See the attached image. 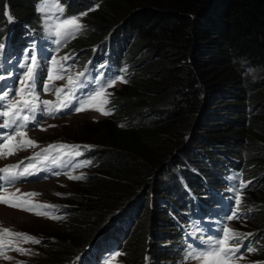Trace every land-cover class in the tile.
I'll list each match as a JSON object with an SVG mask.
<instances>
[{"label": "trees", "instance_id": "16d2710c", "mask_svg": "<svg viewBox=\"0 0 264 264\" xmlns=\"http://www.w3.org/2000/svg\"><path fill=\"white\" fill-rule=\"evenodd\" d=\"M37 2L0 0L3 49L13 51L43 36L38 34L42 24ZM59 3L66 16L87 13L82 30L67 46L76 54L69 59L71 65L81 66L85 60L77 59L78 54L87 59L93 49L89 46L95 44L94 53L105 51L103 57L112 59L127 83L109 99L112 114L80 133L81 157L91 163H85V178L80 179L74 205L65 211L67 234L44 231L45 242L34 247L36 251L24 264H85L97 259L109 242L119 249L122 264H160V257L171 254L161 242L170 239L174 230L170 224L184 223V199L199 188H214L215 174L234 162L246 181L240 203L241 229L255 240V251L249 256L254 254L256 262L264 264V80L253 84L239 72L244 62L264 76V0ZM107 32H119L129 41L127 60L110 43L107 49ZM153 55L162 65L157 70L151 68ZM141 59L151 62L139 66ZM205 65L212 67L209 78ZM231 80L240 81L236 87L240 94L219 88L221 82ZM217 96L231 111L228 119L210 108ZM210 128L216 133L211 137L204 134ZM214 154H220L222 162L215 165L212 159V169H205ZM233 155L234 161L229 162ZM189 160L196 165L188 166L193 175L186 177L175 167ZM194 169L205 174L199 177ZM174 177L177 181L172 183ZM134 197L139 205L125 209L128 198ZM106 216L112 219L100 229L98 224ZM117 224L123 226L122 231Z\"/></svg>", "mask_w": 264, "mask_h": 264}, {"label": "rangeland", "instance_id": "374dc122", "mask_svg": "<svg viewBox=\"0 0 264 264\" xmlns=\"http://www.w3.org/2000/svg\"><path fill=\"white\" fill-rule=\"evenodd\" d=\"M39 5H40V0H38L36 4L35 9L37 11H38ZM38 13L41 18L40 20L42 24V28L38 31V34H42L43 35L42 37H45V38L52 34V38L47 40V43L44 47L42 46L38 47L36 45L32 46V50L30 51V54L27 56L28 59H25V63L23 64L24 72L18 77L15 76L13 88H16V89H13V91L10 94V97L12 99L17 98L15 93L20 88V79L23 77L24 73L27 71V66L31 65V57L33 55H35L37 59L40 60V63H38V74H37V80L35 83V93L38 95V98H39L38 100L39 101H45V100L54 101V97H57L56 89L64 88L67 85V80L69 76H72L73 78H75L77 73H81L83 64L90 62L92 55L94 54L95 44H92L91 46H89L90 49L91 47L93 48L92 53L87 59L82 58L83 54H80V53L78 54L77 59H79L80 61L85 60L84 63L81 64V66L79 65L80 67L79 66L76 67V65L74 64H73L74 66L67 64L68 59L63 60L62 58L65 56H68L70 57L69 59H71V57L76 54H73L72 53L73 51H70L69 48L65 46L62 48L64 42H66L67 39L61 40L60 43H57V37L54 35V33H50L49 31L46 30V23H45L46 14L41 13L40 11H38ZM81 13H86V12L81 11L79 12V14H71L70 16H66L64 14V17L80 16ZM47 15L56 16L58 14L48 13ZM84 17L85 15L80 17V23L82 25L85 23V21L83 20ZM54 22H55L54 20L50 21V23H54ZM109 29H111L110 31H112V28H109ZM19 33L22 34V30L20 31L19 29ZM109 33L107 32L106 34H104V38L106 36L104 43H106L105 45L107 46V49H108L107 44L110 43V46L114 50H116L117 52H120V54L124 53L125 60H127V57L131 56L130 53L129 55L126 53V48L129 45V41L122 39L121 33L119 32L118 34L116 32H113L111 34ZM107 36H110V38L109 37L107 38ZM71 38H69V41ZM118 38L121 41L119 40L117 41ZM98 53L102 55L104 51L101 50ZM53 58H55L56 64L52 63ZM41 60H43V63L41 62ZM149 61L150 60L141 59L138 65L142 66ZM151 61L153 64L151 68L154 70H157V67L162 66L160 64L159 58H157L155 55L152 56ZM99 64H102V63H99ZM61 65H62V69L58 73L57 69L61 68ZM211 68H212L211 65H205V67L203 68L206 78H209V76H212L213 73H212ZM49 70L52 71V75L54 77L57 74H60L63 76V79H53L52 81H49L48 79ZM239 72L241 73L242 76L248 77L249 81L252 82L253 84H257V85L259 83L261 84L262 81L264 80V76L259 70L249 66L248 64L244 62L240 63ZM117 76H123V75L119 74ZM218 76L219 75H217L216 78H218ZM212 81L214 82L216 80L213 79ZM239 82L240 81H237V80L223 81L220 83L219 88L223 87L225 91H229L235 94H240L238 93V89L236 88L237 86H239L238 85ZM226 83L227 85H225ZM45 84H50V88L48 91L44 90ZM122 86H123V82H121L120 80H117V82L115 83L113 87L107 88V91L111 93L108 99H110L111 96H113L114 91H117L118 89L122 88ZM226 86H231V87L227 88ZM95 88L96 87H94V89ZM61 98L62 99L64 98L63 93H61ZM28 99H32V97H28ZM223 102H226V101L224 100L221 101L220 96H217L213 98V102H211L210 108H212V110H215L214 113L216 115L225 116V119H228L231 111H229L228 108L225 107L226 104ZM37 104H38V101H37ZM78 106H79L78 104L75 105V107H78ZM107 108H108V105H107ZM252 115L253 113L247 116L251 118ZM108 116L109 115H102L99 111H96L93 109H88V110L77 112L75 111V108L70 113H66L64 115H59L58 113L54 115H50L49 117L45 119L39 120L32 127L24 131L26 133V137L24 139L25 140L31 139L35 141L36 142L35 147L21 148L12 155H8L6 157L0 156V167L5 165L6 163L19 161L23 157L32 156V155H35L36 153H40L39 158L41 159H44L45 156L48 157L47 159L48 161L49 160L53 161V159H55L56 161L57 160L64 161L65 159H68L66 162L71 164V167L69 169L70 171L68 174L58 175L55 178H52L48 181H42V182H27L26 181L24 183H20L19 185L11 189L6 190L7 194H15V195H9L8 197L10 200L13 201V203H19L25 206L24 207H14V206H10L7 203L5 204L0 203V229L8 228L13 232L26 233L30 236L37 238L40 241V243L37 244V243H32L30 241L26 242L23 238H17L14 236H7V235L0 234V241H2V243L11 242L10 244L11 248H7L8 250L5 251L2 255H0V264H24L25 261L29 260V256L31 257L32 252L36 251L34 247L38 248L39 246H42L43 244L42 242H45L44 235H43L44 231L46 232L48 231L49 233L56 232L57 234H60V235L64 233L67 234L66 229L68 228L67 226L68 222H66L67 219L65 217L66 216L65 211H68L71 208V206L74 205L73 204V201L75 200L74 194L78 190V184L82 183L80 179L78 180L69 179V175L79 176L83 174L86 171V166L83 165V166L77 167V165L81 163L76 162L77 160L75 159V155H65V153L71 152L72 151L71 149H65L62 152L59 151L58 149H50L47 152H44L42 150L48 149L49 145L65 144V145H79L81 146L79 148V151L82 152L83 145L82 143H79L80 142L79 139L81 138V135H80L81 131H84V128L88 127L90 123L98 122L100 120L108 118ZM206 120H208V118ZM221 121H218V122L220 123ZM222 125H224L223 121H222ZM212 130L213 128H210L208 132L204 134L211 137L213 136L212 134H216V133H213L214 131ZM215 132H219V131H215ZM223 134H226V133H223ZM20 140H21V137L16 136L14 141L9 142V146L11 147L12 144ZM186 140H188V138H186ZM201 149H203V147H201ZM244 152L245 151L243 150V157H246V154ZM202 154H207V153L203 152ZM211 157L212 158H209L207 160L205 167L203 166L205 169H208V170L212 169V166H209L210 161L212 159L213 161L214 160L216 161L215 165H217V161H219V163L222 162L220 159V154H214V155H211ZM182 164L184 166H182ZM195 165L196 164H194L193 162H190L189 160V161H186L185 163H180L177 167H175V169L178 171H181L183 175L188 177V176L193 175L191 171L192 169L189 170L188 166H190V168H193L195 167ZM197 172H198L199 177L205 174V172L202 171V169L197 170ZM220 172L221 171H219V173ZM254 177H257V175H255ZM156 178H158L157 174L155 175L154 179ZM235 178L237 177L235 176ZM176 181H177V178L174 177L172 180V183ZM241 183L245 185L246 181L243 180L242 182H240V185ZM198 190L200 191L196 193H192L190 195V196H193V199L190 202L191 205L187 203L186 204L187 208L185 207V210H186L185 213L187 214V216H189V218H190L189 210L191 206L198 205V204L200 206H203L204 204H209V201H210L208 188L206 187L205 189L199 188ZM6 193L5 191L1 192V195H5ZM25 193H37V195L24 196ZM57 193H59L60 195H57ZM220 193L227 194L229 197H235V198H236L237 193H239L240 196L242 194L240 193V191L236 189H222ZM190 200L191 199H188L187 202H189ZM241 202H242V199H241ZM135 203H137L136 206L139 205V201L136 197L131 198V199L128 198V201L125 204V207H126L125 209L131 207ZM37 205H58L59 207L58 209L36 208ZM29 207L35 208V211L26 210ZM240 208L241 207L239 205V209H238L239 214L237 212L238 215L234 219L229 220L228 217H224V218H218V219H214L210 221L211 229H213L217 233L220 232L221 234L223 233L224 227H228L230 229H234L243 234V229H241L243 225V222H241L243 213L242 212L240 213L241 211ZM118 210L119 209H117L116 212ZM138 210H140L139 211V215H140V213L142 212L141 206H139ZM234 210L237 211V205L234 206ZM37 212H49L53 215L62 216L64 218L63 219H52V218H49V216L47 215H38ZM131 213L132 211L129 212V215ZM120 215H122V213ZM111 219L112 218L110 216L109 217L106 216L104 219H102L98 224L100 229H102L107 224H109ZM197 225H198L197 221L195 222V220H190V219L186 220L183 224H179L178 227L176 223L170 224L171 230L174 229L171 235L169 236L170 239L168 241H166L167 239H164V240H161V242H162V245L167 244L168 251L171 254L170 256L167 255L164 257H160V264L161 263L162 264H200V261H198L197 259H194V258L186 259L185 258L187 255V251L189 250V245L193 246L187 239H185V235L189 234L190 236H193L195 238L201 235V233L203 232L200 227H197ZM117 227H119L121 231L123 230L122 225L117 224ZM255 229L251 231L253 232L257 231ZM245 235L246 233L244 234V236ZM97 237L99 236L97 235L96 238ZM231 244L232 246H234L235 242L232 241ZM16 248L26 249L28 251L21 252V251H17ZM192 248H194L197 252H200L199 250H197V248L195 247H192ZM248 248H252V246L251 247L247 246L244 252L239 256L243 258L239 259L238 257L237 260L235 261V264H258L256 262L257 258L256 256H254V254H253V257L249 256L250 253L249 251H247ZM117 253H120V251H117V249H115L113 252L107 254L105 257H102L99 264H109V261H111V264H122L123 257L121 256V254L116 256ZM4 256L10 257L11 259H5ZM114 256H115V260L112 259V257ZM166 259L167 261L165 262Z\"/></svg>", "mask_w": 264, "mask_h": 264}, {"label": "snow or ice", "instance_id": "6c2138e0", "mask_svg": "<svg viewBox=\"0 0 264 264\" xmlns=\"http://www.w3.org/2000/svg\"><path fill=\"white\" fill-rule=\"evenodd\" d=\"M38 11L41 13H45V23H46V30L50 33H54L57 37V43H60L61 40H66L68 38L74 37V35L82 30L83 25L80 23V17L86 15L87 13H81L80 16H72V17H64V8L59 3V0H40V5L38 7ZM48 13H57L58 15L52 16L47 15ZM9 21L12 20V17L8 16ZM55 21L54 23H50V21ZM4 48V44L0 43V49ZM70 57L65 56L62 59L67 60ZM53 64H56L55 58L52 60ZM103 67V65L101 66ZM62 69H57L59 73ZM38 74V61L37 57L33 55L31 57V65L27 66V71L24 73L23 77L20 79V88L16 91V99L10 98L11 89L8 91L3 92L0 94V101H6V104L2 105L3 111H0V116L5 117L3 122V127H12L13 125L16 126L15 131L13 134L5 135L3 141L0 142V156H8L14 154L17 150L26 147H35L36 142L24 138L26 137V133L22 131L24 127H26L27 123L30 119H35V112L37 110V101L38 95L35 93V83L37 80ZM84 76V73H77L76 77L73 78L72 76L68 77L67 85L64 88L56 89L57 92V101H43V104L47 107L48 111L51 113L53 110L59 111L62 108H68L69 106L73 105V101L78 104V107H75V111H84L88 109H93L99 111L102 115H111L112 110L107 108V105L110 103L108 97L111 95L107 91V88L113 87L117 80L121 82L127 83L124 80L123 76H117L116 79H110L108 81H102L101 79L97 78L96 88L88 91L82 92L81 95L77 96L76 93L78 90L88 89V83L86 81H81L80 77ZM5 79L4 76H0V80ZM49 81L53 79H63V76L57 74L55 77L52 75V71L49 70L48 73ZM50 88V84L44 85V90L48 91ZM61 93L64 94V98L61 99ZM28 97H32V99H28ZM28 110L33 115L30 117L29 115H22L24 110ZM123 126V125H121ZM21 137V140L9 146L10 141H14L15 137ZM79 145H49L48 149H43L42 151L47 152L50 149H58L59 151H63L65 149H71V152L65 153V155H75L80 156L81 152L79 151ZM85 148L90 147L85 145ZM36 157L40 156V153L35 154ZM28 159H32L29 157ZM44 159H48L47 156ZM53 163H57L55 159L52 161ZM84 163H91L90 161H85ZM20 164H23V161H20ZM83 166V164L77 165V167ZM19 165H8L3 169H0V173L5 174V179L11 181L14 180L17 176L23 175H31L34 171L37 170L36 165L30 164L24 167L22 172H15L13 169L18 168ZM60 173H56L59 175ZM84 175L81 174L79 176L69 175V179H84ZM245 185L241 183L240 187L243 188ZM6 193V190H5ZM9 195L15 194H5L0 195V202L7 203L10 206L14 207H24L25 205L19 203H13L8 197ZM37 193H25L24 196H34ZM57 195H60L57 193ZM235 203L237 205V211H234L232 215L228 217L229 220L236 218L237 212L239 209V205L241 203V196L239 193L236 195ZM58 205H37L36 208H47V209H58ZM26 210L35 211V208L29 207ZM38 215H47L49 218L52 219H63L62 216H56L49 212H37ZM0 234L7 235V236H14L17 238H23L26 242L30 241L32 243H40V241L30 236L26 233H19L13 232L8 228L0 229ZM251 235V234H247ZM244 238V234L230 229L228 227H224L222 236L218 239L208 238L204 240V243L208 245V249L205 251L197 252L191 245H189V250L187 251L186 259L194 258L200 261V264H235L237 260L236 253L239 252L240 246L237 245L233 247L231 242L238 241ZM2 243V241H0ZM11 242H9V245ZM17 251L27 252L26 249L16 248ZM247 251L252 252L255 251L253 248H248ZM3 253L0 252V255ZM120 255L117 253L116 256ZM5 259H11L10 257L4 256ZM243 257H239L242 259ZM115 260V256L112 257ZM111 264V261H109Z\"/></svg>", "mask_w": 264, "mask_h": 264}, {"label": "bare ground", "instance_id": "6f19581e", "mask_svg": "<svg viewBox=\"0 0 264 264\" xmlns=\"http://www.w3.org/2000/svg\"><path fill=\"white\" fill-rule=\"evenodd\" d=\"M229 157V156H228ZM234 159H235V157H234V155L233 156H231V157H229L228 158V161L230 162V161H234ZM109 244H110V246L113 244L112 242H109Z\"/></svg>", "mask_w": 264, "mask_h": 264}]
</instances>
